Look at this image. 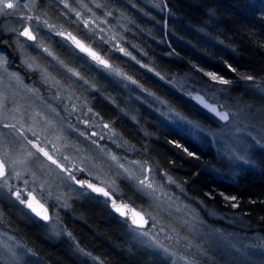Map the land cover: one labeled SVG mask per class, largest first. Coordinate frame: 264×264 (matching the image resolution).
<instances>
[{
  "label": "rangeland",
  "instance_id": "374dc122",
  "mask_svg": "<svg viewBox=\"0 0 264 264\" xmlns=\"http://www.w3.org/2000/svg\"><path fill=\"white\" fill-rule=\"evenodd\" d=\"M24 1L0 0V29L4 33L12 31L14 40L11 44V39L4 36L0 40V264H40L34 252L5 227L36 220L52 239L66 238L63 215L71 213L74 200L85 199L89 193L100 195L117 214L121 224L118 235L132 249H147L166 257L170 264H264L263 238L251 240L252 236L232 232L236 218L231 211H213L199 201L192 205L185 198L182 184L181 188L176 186L155 164L145 166L129 156V144L109 122L96 115L102 110L106 118L114 119L115 111L105 106L110 100L122 113L127 112V100L121 93L135 82L104 56L98 61L88 55L71 39L72 29L39 18L40 13L36 15L32 4ZM155 1L157 8L163 7L162 29L167 30L165 1H161V7ZM77 2L81 6L80 0ZM95 5L101 10L97 20L79 16L80 12L74 10L78 20L68 22L75 29L82 22L88 39L101 44L96 51L101 53L105 44L120 54L113 51L120 62L121 55L126 54L122 20L101 2ZM10 16L18 18L6 21ZM39 31L44 36L38 35ZM15 53L17 59L12 56ZM182 59L208 80H234ZM25 72L31 78L28 81L23 79ZM254 80L246 85L253 96L248 103H240L222 90L220 95L208 91L211 82L207 87L185 90L199 108L189 109V116L177 115L168 103L162 104L150 92L137 91L133 95L141 110L140 126L155 132L154 138L161 140L165 128L157 126L153 130L154 126L163 119L172 122L165 124L167 129L179 126L190 140L192 137L199 145L213 146L211 165L215 172L234 176L252 153L264 149V75ZM194 96L201 97L224 118L196 103ZM126 128V136L136 143V131ZM189 153L192 155V151ZM180 182L185 183L182 179ZM30 203L42 209L45 217H40ZM117 205L123 207V213L113 210ZM132 209L144 219L139 225L133 223ZM207 217L222 224L215 226Z\"/></svg>",
  "mask_w": 264,
  "mask_h": 264
},
{
  "label": "trees",
  "instance_id": "16d2710c",
  "mask_svg": "<svg viewBox=\"0 0 264 264\" xmlns=\"http://www.w3.org/2000/svg\"><path fill=\"white\" fill-rule=\"evenodd\" d=\"M158 1L161 7L162 0ZM164 1L167 30L162 29L163 7L157 8L155 0H80L81 6L77 5V0L24 2L32 4L34 12L40 13L39 18L52 25L72 29L74 34H79L95 48L101 44L88 39L82 22L75 29L68 21L76 18L74 10L80 12L79 16H93L97 20L101 10L95 3L101 2L102 7L122 20L125 37L122 47L126 52L119 62L113 54H120L104 44L100 48L102 55L135 82L131 86L134 91L150 92L162 104L175 105L181 113L187 112L185 107H188V114L189 109H199L185 92L200 86L207 87L210 82L208 91L220 95L222 90L228 96L233 95L240 102L248 103L253 96L251 98L246 85L254 83L256 76L264 75V0ZM21 23L22 19L18 28H21ZM3 33L0 29V40L3 36L7 39L13 37L12 31ZM37 34L44 36L40 31ZM13 41L8 40L9 44ZM12 49L10 47V51ZM183 57L207 72L234 80L220 83L208 80ZM146 80H150V84ZM104 92L106 94V90ZM114 96L118 99L116 94ZM105 103L108 110L115 111L114 119L106 118L102 110H98L96 115L109 122L131 149L137 150L140 160L148 161L152 167L155 164L173 175L175 181L182 184L188 202L197 205L199 201L203 207L213 211H231L236 218L230 228L232 232L264 239V149L252 153L234 176H222L211 165L215 154L212 145L197 144L175 125L173 130L164 127L167 130L161 134L162 139H156L149 135L155 132L140 126L141 113L135 110L139 104H127L128 111L122 113L116 102L111 103L110 100ZM148 107L147 111L153 116V110ZM128 126L137 133L139 140L136 143L126 136ZM86 196L85 199L74 200L71 213L62 217L67 236H72L74 241L62 236L51 239L36 220L10 224L5 228L34 252L40 264H170L166 257L150 253L147 249L130 248L118 235L121 224L117 214L100 195L89 193ZM225 196L232 199L228 201ZM207 218L215 226L222 224L216 223V218Z\"/></svg>",
  "mask_w": 264,
  "mask_h": 264
},
{
  "label": "bare ground",
  "instance_id": "6f19581e",
  "mask_svg": "<svg viewBox=\"0 0 264 264\" xmlns=\"http://www.w3.org/2000/svg\"><path fill=\"white\" fill-rule=\"evenodd\" d=\"M76 37H78V35L77 34H74V33H71V39H74V38H76ZM79 38V37H78ZM60 41H62L61 39H59ZM63 42V41H62ZM91 46V48L94 50V52H95V56H93V55H91V54H89L88 53V55H90V56H92L93 58H95L96 60H101V58H99L98 59V57L100 56V57H102L103 55L101 54V53H98L97 51H96V49H95V47H93L92 45H90ZM97 52V53H96ZM96 54H97V56H96ZM13 57H15L16 59H17V56H19L18 55V53H15V54H13L12 55ZM21 75H23L22 73H20ZM33 76V75H32ZM26 79L27 81H28V78H30L27 74H26V72L24 73V77H23V79ZM108 78V79H107ZM106 78V80H109L110 82L113 80L112 78L110 79L109 77H107ZM31 79V78H30ZM135 92H137L136 90L134 91V88H129L127 91H123L121 94H122V97L124 96L125 98H126V100H127V102H126V105L127 104H129V103H135V105H138V102H136L135 100H134V93ZM125 93H128V95L127 94H125ZM238 102H240L239 100H237ZM111 103H112V101H111ZM240 103H242V102H240ZM172 108H173V112L174 113H176L177 115H179V113H181L179 110H177L176 108V106L175 105H171V104H169ZM175 106V107H174ZM115 107V106H114ZM116 108V107H115ZM135 110L136 111H139V112H141V110L140 109H138V108H135ZM182 114H184V115H187V116H189L188 115V111L186 112V113H182ZM160 118H159V122H160ZM164 123H163V122ZM160 123H156V125L154 126L155 127V129H157V126H162V127H165V128H167L166 127V125L165 124H167V122H169V121H165L164 119L162 120ZM169 123H172V122H169ZM173 124V123H172ZM149 135H151V136H154V134L153 133H149ZM116 146V145H115ZM138 154H137V150H135L134 148H132V151H131V153H130V155L129 156H131L132 158H137L138 160H140L139 158H138V156H137ZM142 161V163L145 165V166H149V162L148 161H143V160H141ZM157 168V167H156ZM1 169V168H0ZM161 172H163V175H164V177H168L169 179H171L172 181H174V183L176 184V186H178V187H180L181 188V184L180 183H178L177 181H175V178L173 177V175H169L165 170H162L161 169ZM156 173V172H155ZM131 189H133V188H131ZM172 189H174V190H179V189H175V188H172ZM182 194H183V192H182ZM212 210V209H211ZM121 214V213H120ZM255 237H257L256 235L255 236H252L250 239L251 240H253V239H255ZM51 238V237H50ZM52 239V238H51ZM66 239L67 240H72L73 239V237L72 236H68V237H66ZM20 241L22 242V240L20 239ZM72 241H74V240H72ZM24 243V242H23Z\"/></svg>",
  "mask_w": 264,
  "mask_h": 264
},
{
  "label": "water",
  "instance_id": "95a60500",
  "mask_svg": "<svg viewBox=\"0 0 264 264\" xmlns=\"http://www.w3.org/2000/svg\"><path fill=\"white\" fill-rule=\"evenodd\" d=\"M73 41H75V43L78 45V47H80V49H82L83 51H85L87 54H91L93 56H95V52L94 50L91 48L90 45H87L85 43H83V41L76 37L74 39H72ZM97 56V54H96ZM100 58V56L98 57V59ZM194 100L196 101V103L200 104L202 107H204L207 111L211 112L212 114L216 115L218 118H224L223 115L224 114H220L219 112H217L214 108L209 107L207 105V103L204 102V100L201 97H196L194 96ZM1 168V167H0ZM30 205L33 207V209L36 210V213L41 217H45V213L42 209H39L36 205H34L33 203H30ZM117 209L120 210V213H123V207L121 205H117L113 207V210L116 211ZM132 215L134 216V221L133 223L136 225H139V223H141L144 219L142 217V215H140V213H137L135 209H132Z\"/></svg>",
  "mask_w": 264,
  "mask_h": 264
}]
</instances>
